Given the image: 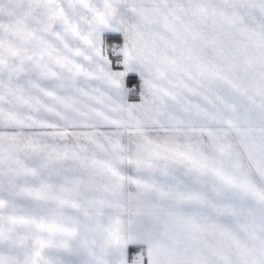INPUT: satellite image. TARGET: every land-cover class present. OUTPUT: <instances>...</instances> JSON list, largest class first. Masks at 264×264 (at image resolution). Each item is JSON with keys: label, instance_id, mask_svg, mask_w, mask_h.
<instances>
[{"label": "snow or ice", "instance_id": "1", "mask_svg": "<svg viewBox=\"0 0 264 264\" xmlns=\"http://www.w3.org/2000/svg\"><path fill=\"white\" fill-rule=\"evenodd\" d=\"M0 264H264V0H0Z\"/></svg>", "mask_w": 264, "mask_h": 264}]
</instances>
